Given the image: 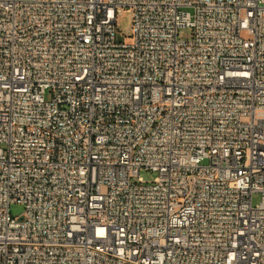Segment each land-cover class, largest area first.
<instances>
[{
	"label": "built area",
	"instance_id": "2783aa9c",
	"mask_svg": "<svg viewBox=\"0 0 264 264\" xmlns=\"http://www.w3.org/2000/svg\"><path fill=\"white\" fill-rule=\"evenodd\" d=\"M0 264H264V0H0Z\"/></svg>",
	"mask_w": 264,
	"mask_h": 264
},
{
	"label": "rangeland",
	"instance_id": "374dc122",
	"mask_svg": "<svg viewBox=\"0 0 264 264\" xmlns=\"http://www.w3.org/2000/svg\"><path fill=\"white\" fill-rule=\"evenodd\" d=\"M116 25L118 27V30L125 35V39L129 40V28H130V14L128 9H122L120 14L118 15ZM190 35V29L188 27H183L179 29V37L181 38H187ZM140 176L145 181H151L155 177L154 173L148 172V171H141ZM132 180H136V178H133ZM259 201V194L253 195V203H257ZM11 212L13 214H18L21 210V207L18 205H11L10 206Z\"/></svg>",
	"mask_w": 264,
	"mask_h": 264
}]
</instances>
